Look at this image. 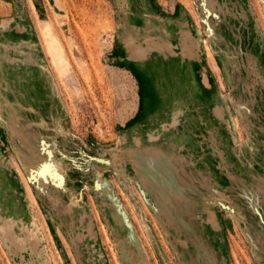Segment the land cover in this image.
I'll return each mask as SVG.
<instances>
[{"label": "rangeland", "instance_id": "rangeland-1", "mask_svg": "<svg viewBox=\"0 0 264 264\" xmlns=\"http://www.w3.org/2000/svg\"><path fill=\"white\" fill-rule=\"evenodd\" d=\"M0 264H264V0H0Z\"/></svg>", "mask_w": 264, "mask_h": 264}, {"label": "bare ground", "instance_id": "bare-ground-1", "mask_svg": "<svg viewBox=\"0 0 264 264\" xmlns=\"http://www.w3.org/2000/svg\"><path fill=\"white\" fill-rule=\"evenodd\" d=\"M55 47H56V46H55ZM52 48H54V47H52ZM150 136H151V135H150ZM153 137L155 138V135H152V136H151V139H152ZM35 233H36V232H35ZM29 234H30V233H29ZM23 244H24V243H23Z\"/></svg>", "mask_w": 264, "mask_h": 264}]
</instances>
